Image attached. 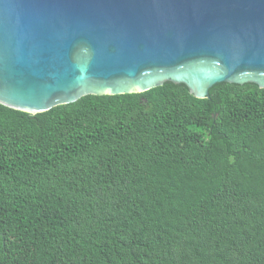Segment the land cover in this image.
Listing matches in <instances>:
<instances>
[{
  "label": "trees",
  "instance_id": "obj_1",
  "mask_svg": "<svg viewBox=\"0 0 264 264\" xmlns=\"http://www.w3.org/2000/svg\"><path fill=\"white\" fill-rule=\"evenodd\" d=\"M0 264H264V88L0 103Z\"/></svg>",
  "mask_w": 264,
  "mask_h": 264
},
{
  "label": "water",
  "instance_id": "obj_2",
  "mask_svg": "<svg viewBox=\"0 0 264 264\" xmlns=\"http://www.w3.org/2000/svg\"><path fill=\"white\" fill-rule=\"evenodd\" d=\"M184 84L264 88V0H0V103L30 114L86 95Z\"/></svg>",
  "mask_w": 264,
  "mask_h": 264
}]
</instances>
